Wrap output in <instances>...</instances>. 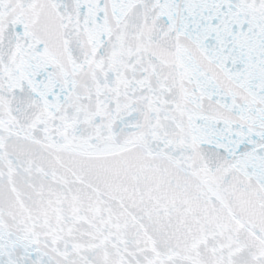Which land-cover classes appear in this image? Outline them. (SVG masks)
I'll list each match as a JSON object with an SVG mask.
<instances>
[{
    "label": "snow or ice",
    "instance_id": "1",
    "mask_svg": "<svg viewBox=\"0 0 264 264\" xmlns=\"http://www.w3.org/2000/svg\"><path fill=\"white\" fill-rule=\"evenodd\" d=\"M0 264H264V0H0Z\"/></svg>",
    "mask_w": 264,
    "mask_h": 264
}]
</instances>
